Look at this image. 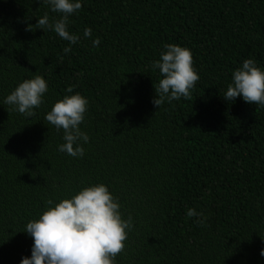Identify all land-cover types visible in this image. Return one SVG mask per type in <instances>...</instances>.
<instances>
[{
	"label": "trees",
	"instance_id": "obj_1",
	"mask_svg": "<svg viewBox=\"0 0 264 264\" xmlns=\"http://www.w3.org/2000/svg\"><path fill=\"white\" fill-rule=\"evenodd\" d=\"M46 12L61 15L0 0V101L35 75L48 84L32 117L0 104V264L30 256L24 226L48 199L99 182L132 217L115 264H264V106L222 96L244 59L264 68V0H82L67 54L36 29ZM166 43L191 50L199 79L158 108L152 63ZM69 87L88 100L82 157L57 151L63 130L44 119Z\"/></svg>",
	"mask_w": 264,
	"mask_h": 264
},
{
	"label": "clouds",
	"instance_id": "obj_2",
	"mask_svg": "<svg viewBox=\"0 0 264 264\" xmlns=\"http://www.w3.org/2000/svg\"><path fill=\"white\" fill-rule=\"evenodd\" d=\"M60 17L49 18L46 12L36 19V29H51L60 38L68 41L63 52L69 53L72 44L80 36L68 30L71 14L81 9L82 0H42ZM26 30H33L27 24ZM85 38L92 36V29L85 27ZM99 37L92 40L98 46ZM152 68L158 70L160 78L154 85L152 103L158 108L165 102L188 98L199 79L193 66L191 50L186 46L166 43L154 60ZM48 84L41 75L19 82L0 104L8 105L26 118L35 115V109L44 102ZM46 112L44 119L58 131L63 130V143L57 151L71 157H82L84 145L89 142L88 134L80 127L85 118L88 100L80 93L67 89ZM234 101L238 96L245 102L264 106V68L257 66L252 58H246L231 73V81L222 95ZM203 213L188 208L187 217H201ZM202 222V221H197ZM133 227L132 217L125 218L119 200L103 182L89 183L70 197L54 201L48 199L46 208L38 218L29 220L24 232L32 238L30 256H23L19 264H115V257L124 247L127 232ZM264 256V248L260 249Z\"/></svg>",
	"mask_w": 264,
	"mask_h": 264
}]
</instances>
